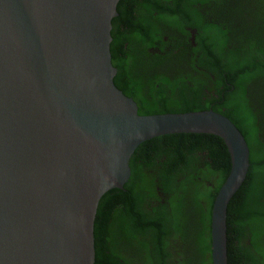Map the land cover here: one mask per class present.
<instances>
[{
	"label": "water",
	"instance_id": "1",
	"mask_svg": "<svg viewBox=\"0 0 264 264\" xmlns=\"http://www.w3.org/2000/svg\"><path fill=\"white\" fill-rule=\"evenodd\" d=\"M121 0H0V264H94L102 197L122 190L139 145L219 137L230 157L210 217L212 264H228L227 208L250 150L213 110L140 115L114 84Z\"/></svg>",
	"mask_w": 264,
	"mask_h": 264
},
{
	"label": "trees",
	"instance_id": "2",
	"mask_svg": "<svg viewBox=\"0 0 264 264\" xmlns=\"http://www.w3.org/2000/svg\"><path fill=\"white\" fill-rule=\"evenodd\" d=\"M249 1L262 20L230 27L196 6L227 7L230 16L235 0H121L111 31L114 84L140 115L211 109L245 138L250 168L227 208L228 264H264V109L254 112L264 107V0ZM129 166L124 188L100 200L94 264H212L211 211L230 171L224 142L158 137L139 145Z\"/></svg>",
	"mask_w": 264,
	"mask_h": 264
},
{
	"label": "flooded vegetation",
	"instance_id": "3",
	"mask_svg": "<svg viewBox=\"0 0 264 264\" xmlns=\"http://www.w3.org/2000/svg\"><path fill=\"white\" fill-rule=\"evenodd\" d=\"M233 3L236 5V6H234V8H237L238 13H234V15H230V16H229L230 9L227 7L220 8L222 6H218V5H217V7L215 6L213 8H208L207 6L204 8H201V5H197L196 7L205 17L211 18L212 19L211 22H214L217 24V23L224 22V20L226 19L225 21L228 24V26H230V27L232 26V21L235 19L238 22H241L242 18L245 19V21H249V22L255 20V17L256 18L259 17L260 21L262 20L261 16L257 15L256 8L251 4V2L249 0H237V1L235 0V2H233ZM171 21H173V19H171L169 17V23ZM180 37H181V35H179V39L183 40ZM232 88H234V87H232ZM263 109H264V107L254 111V112L257 113V115H259ZM201 206L202 205L198 204V207H201Z\"/></svg>",
	"mask_w": 264,
	"mask_h": 264
},
{
	"label": "clouds",
	"instance_id": "4",
	"mask_svg": "<svg viewBox=\"0 0 264 264\" xmlns=\"http://www.w3.org/2000/svg\"><path fill=\"white\" fill-rule=\"evenodd\" d=\"M254 91H256V86H255V85L248 86V87H247V94H246L247 97H250V96L252 95V93H254ZM209 110H211V109H209ZM172 114H176V113H172ZM219 114H220V113H219ZM223 116H224V115H223ZM227 118H228V117H227ZM228 119H229V118H228ZM229 120H230V119H229ZM230 121H231V120H230ZM232 123H233V122H232ZM233 124H234V123H233ZM234 125H235V124H234ZM236 128H237V127H236ZM237 129H238V128H237ZM245 141H246V140H245ZM230 168H231V163H230ZM249 168H250V165H249ZM248 171H249V170H248ZM229 173H230V171H229ZM247 174H248V172H247ZM228 175H229V174H228ZM227 177H228V176H227ZM227 177H226V178H227ZM246 178H247V176H246ZM245 180H246V179H245ZM244 182H245V181H244ZM243 184H244V183H243ZM243 184H242V186H243ZM242 186H241V187H242ZM241 187L239 188V190L241 189ZM239 190H238V191H239ZM238 191H237V192H238ZM237 192H236V193H237ZM236 193H235V194H236ZM235 194H234V195H235ZM233 197H234V196H233ZM233 197H232V198H233ZM230 201H231V200H230ZM229 203H230V202H229Z\"/></svg>",
	"mask_w": 264,
	"mask_h": 264
}]
</instances>
